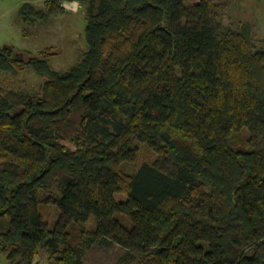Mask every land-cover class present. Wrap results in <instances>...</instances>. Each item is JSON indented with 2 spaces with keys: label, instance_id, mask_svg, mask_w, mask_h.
Here are the masks:
<instances>
[{
  "label": "trees",
  "instance_id": "obj_1",
  "mask_svg": "<svg viewBox=\"0 0 264 264\" xmlns=\"http://www.w3.org/2000/svg\"><path fill=\"white\" fill-rule=\"evenodd\" d=\"M24 1L33 24L77 0ZM93 1L66 72L0 48L1 72L43 79L0 87V255L83 264L104 242L122 264H264V41L216 0ZM141 144L157 159L136 167Z\"/></svg>",
  "mask_w": 264,
  "mask_h": 264
},
{
  "label": "rangeland",
  "instance_id": "obj_2",
  "mask_svg": "<svg viewBox=\"0 0 264 264\" xmlns=\"http://www.w3.org/2000/svg\"><path fill=\"white\" fill-rule=\"evenodd\" d=\"M46 0H28L38 9H45ZM222 23L235 29L241 25L250 27L252 35L264 41V0H225ZM96 5L98 0H94ZM189 5L192 0H184ZM24 0H0V48H12L15 58L25 61L29 57L40 56V52L51 53L49 65L53 70L66 72L78 62L83 51L86 50L84 27L87 11L92 0H77L67 6L64 13L50 14L43 22L33 24L24 23L19 16L20 7ZM236 3L243 9L248 8L247 22L239 23V18L229 10V5ZM244 22V21H243ZM43 79L38 77L32 69L23 67L17 73L0 71V87L17 92L33 95ZM66 146L73 149L69 143ZM157 156L146 147L140 145L136 167L145 162H153ZM43 221L50 228L59 216V209L54 204L39 206ZM124 250L116 245L96 243L85 251L83 264H122ZM0 264H9L3 254ZM34 264H50L46 248H40Z\"/></svg>",
  "mask_w": 264,
  "mask_h": 264
},
{
  "label": "crops",
  "instance_id": "obj_3",
  "mask_svg": "<svg viewBox=\"0 0 264 264\" xmlns=\"http://www.w3.org/2000/svg\"><path fill=\"white\" fill-rule=\"evenodd\" d=\"M216 1H218L220 3H223V4L226 3L225 0H216ZM236 5H237L236 3H234L232 5H229L230 6L229 7V10H231V15L233 13H235L236 14L235 16H237L239 18V23H245V22H247V19H248L247 16L249 14L248 8L243 9L242 7H239V6L235 7Z\"/></svg>",
  "mask_w": 264,
  "mask_h": 264
},
{
  "label": "built area",
  "instance_id": "obj_4",
  "mask_svg": "<svg viewBox=\"0 0 264 264\" xmlns=\"http://www.w3.org/2000/svg\"><path fill=\"white\" fill-rule=\"evenodd\" d=\"M61 6L64 7L65 9L68 8L67 6L71 5V3H67L66 1H61Z\"/></svg>",
  "mask_w": 264,
  "mask_h": 264
}]
</instances>
